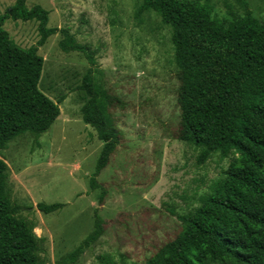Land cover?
Segmentation results:
<instances>
[{
	"label": "rangeland",
	"instance_id": "rangeland-1",
	"mask_svg": "<svg viewBox=\"0 0 264 264\" xmlns=\"http://www.w3.org/2000/svg\"><path fill=\"white\" fill-rule=\"evenodd\" d=\"M15 0H0V14ZM245 14L241 0H199ZM251 13L264 20V0H246ZM142 0H26L28 8L48 11V27L66 28L88 45L94 62L77 51L58 47L60 33L38 47L43 58L39 89L59 101L60 116L39 136L29 132L7 140L0 159L7 165L11 201L18 215L32 221L41 238L42 264H142L181 230L175 214L199 206L222 176L227 160L214 153L202 165L196 150L176 137L179 82L171 29L152 10L141 13ZM4 28L20 47L39 39L37 22L8 19ZM96 83L118 98L109 108L120 140L96 179L104 189L89 187L103 142L81 119L85 99L82 77L88 70ZM63 203L48 213L36 205ZM102 219L101 236L69 263L68 254L93 229L94 210Z\"/></svg>",
	"mask_w": 264,
	"mask_h": 264
},
{
	"label": "trees",
	"instance_id": "trees-1",
	"mask_svg": "<svg viewBox=\"0 0 264 264\" xmlns=\"http://www.w3.org/2000/svg\"><path fill=\"white\" fill-rule=\"evenodd\" d=\"M247 12L228 10L219 17L214 6L199 0H142L138 12L152 10L171 29V43L179 82L178 140L196 150L195 162L212 154L227 160L222 176L199 206L175 214L181 230L142 264H264V20ZM8 19L37 22L39 39L27 48L17 45L4 28ZM48 11L15 0L0 14V148L20 134L39 136L60 116L59 101L39 89L43 58L37 53L47 38L60 33L58 47L77 51L93 63V51L78 43L66 28L48 27ZM85 99L82 121L103 142L92 190L104 189L96 177L105 168L120 140L109 108L119 100L96 83L92 69L82 77ZM63 203L39 202L43 214ZM11 201L7 165L0 159V264H42L41 242L32 221L18 215ZM102 219L93 215L92 231L71 251L77 257L101 236Z\"/></svg>",
	"mask_w": 264,
	"mask_h": 264
}]
</instances>
